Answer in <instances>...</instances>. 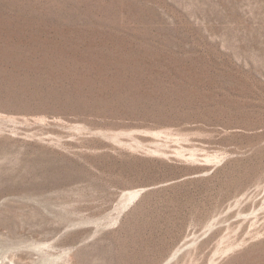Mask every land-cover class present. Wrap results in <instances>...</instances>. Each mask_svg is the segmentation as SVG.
I'll use <instances>...</instances> for the list:
<instances>
[{"label": "rangeland", "instance_id": "374dc122", "mask_svg": "<svg viewBox=\"0 0 264 264\" xmlns=\"http://www.w3.org/2000/svg\"><path fill=\"white\" fill-rule=\"evenodd\" d=\"M0 264H264V0H0Z\"/></svg>", "mask_w": 264, "mask_h": 264}]
</instances>
